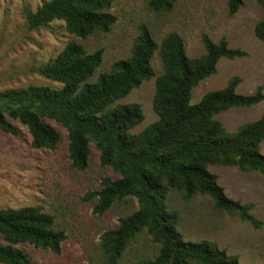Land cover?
I'll return each mask as SVG.
<instances>
[{"label":"trees","instance_id":"16d2710c","mask_svg":"<svg viewBox=\"0 0 264 264\" xmlns=\"http://www.w3.org/2000/svg\"><path fill=\"white\" fill-rule=\"evenodd\" d=\"M264 8V0H253ZM176 0H149L154 13L169 12ZM112 0H49L35 12H28L30 28L54 20L77 39L96 32H107L115 17L107 11ZM226 12L233 16L242 0H225ZM255 38L264 42V19L253 28ZM204 54L189 58L181 37L171 32L159 44L145 26L128 58L114 62L109 71L91 81L100 65L102 50L86 53L82 45L67 43L62 51L38 71L46 79L61 84L59 89L28 86L0 92V131L15 135L17 128L9 119L25 126L33 149H54L58 132L43 118L67 130L70 166L84 170L88 144L99 151L103 167L119 175L105 177L101 189L85 195L96 199L93 213L104 214L113 202L132 196L137 210L121 218L114 229L101 236V247L108 264H116L129 240L144 229L158 253L152 260L137 264H239L238 257L226 254L213 241H184L177 230L178 214L167 208L169 190L189 200L196 194L208 197L214 209L233 214L253 228L261 226L251 214V205L226 197L209 166H234L241 171L264 176V113L255 121L227 132L215 114L229 108H249L264 101L259 86L251 95L236 93L240 82L231 78L220 90L202 96L191 104V90L215 73L219 59L241 58L240 49L229 48L225 39L212 42L201 35ZM157 52L163 73L156 77L152 108L157 120L137 134L129 133L143 120L140 105L115 104L141 82L154 76L151 59ZM63 231L53 228V218L39 207L0 209V264H33L19 245L60 252Z\"/></svg>","mask_w":264,"mask_h":264},{"label":"rangeland","instance_id":"374dc122","mask_svg":"<svg viewBox=\"0 0 264 264\" xmlns=\"http://www.w3.org/2000/svg\"><path fill=\"white\" fill-rule=\"evenodd\" d=\"M49 0H0V92L28 86L61 88V84L46 79L39 69L52 61L69 42L82 45L86 53L102 50L100 65L91 81L110 66L129 57L140 26H145L152 39L159 44L171 32L177 33L189 58L204 54L201 35L218 43L225 39L229 48L245 52L241 58H221L215 73L203 79L191 90V104L199 102L208 92L224 88L233 78L240 79L236 93L251 95L257 87L264 94V42L253 34L254 25L264 19V8L253 0H242V6L231 17L227 15L225 0H176L166 13L151 12L149 0H112L108 13L115 22L107 32H96L84 39L68 34L61 21L30 28L28 12H35ZM154 76L140 83L115 104L140 105L143 120L129 133L137 134L157 120L153 111L154 83L163 73L157 52L151 59ZM264 113V101L249 108H229L215 114L227 132L257 120ZM17 134L0 131V209L39 207L53 218V228L63 231L65 239L58 254L48 250L19 245L33 264H108L101 247L102 234L114 229L121 218L137 210L132 196L113 202L102 215L93 213L96 199L85 195L101 189V181L108 177L119 179L110 167L100 165V153L93 143L84 170L70 166L67 130L53 120L43 118L59 134L54 149H33L25 126L9 119ZM264 155V141L260 143ZM218 177L217 183L231 200L251 205L250 214L261 226L253 228L235 215L214 209L211 200L196 194L183 200L181 194L169 190L167 208L178 214L177 230L184 241H213L226 254L238 257L239 264H264V176L241 171L234 166H209ZM158 253L144 229L127 243L116 264H137L152 260ZM196 264V263H190Z\"/></svg>","mask_w":264,"mask_h":264}]
</instances>
